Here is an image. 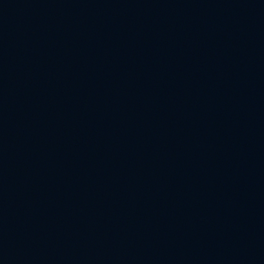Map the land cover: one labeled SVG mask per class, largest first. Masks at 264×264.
Listing matches in <instances>:
<instances>
[{"label":"water","instance_id":"1","mask_svg":"<svg viewBox=\"0 0 264 264\" xmlns=\"http://www.w3.org/2000/svg\"><path fill=\"white\" fill-rule=\"evenodd\" d=\"M0 264H264V0H0Z\"/></svg>","mask_w":264,"mask_h":264}]
</instances>
